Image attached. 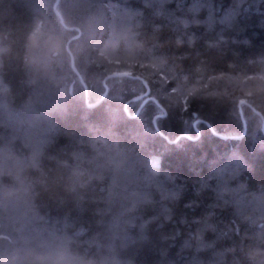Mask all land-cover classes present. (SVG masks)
<instances>
[{
  "label": "clouds",
  "instance_id": "obj_1",
  "mask_svg": "<svg viewBox=\"0 0 264 264\" xmlns=\"http://www.w3.org/2000/svg\"><path fill=\"white\" fill-rule=\"evenodd\" d=\"M116 25L104 0H32L18 33L0 41V264H113L119 245L97 223L98 211L135 214L169 178L168 169L151 166L172 148L155 130L146 89L135 79L151 73L147 57L125 62L129 40ZM13 64L17 79L9 76ZM228 102L244 142L264 140V91ZM258 148L264 152V143ZM220 164L202 169L209 199L264 234V203L253 206L250 169L240 163L224 174Z\"/></svg>",
  "mask_w": 264,
  "mask_h": 264
},
{
  "label": "trees",
  "instance_id": "obj_2",
  "mask_svg": "<svg viewBox=\"0 0 264 264\" xmlns=\"http://www.w3.org/2000/svg\"><path fill=\"white\" fill-rule=\"evenodd\" d=\"M104 3L129 40L125 62L134 64L142 54L151 73L158 74L153 83L145 79L151 73H137L135 79L146 89L143 104L150 106L155 130L172 148L168 153L161 149V158L151 161L154 169L170 173L155 198L145 197L135 214L113 216L107 206L98 211L97 223L119 245L113 264H264V234L220 212L209 199L210 184L202 171L220 161L228 174L242 163L250 169L245 175L252 180L253 206L264 203L259 186L264 152L258 148L264 140L244 142L245 132L234 130L236 116L228 102L233 95L264 91V0ZM31 7L32 0H0V41L18 33ZM106 59L113 62L111 56ZM19 75L13 64L9 76ZM110 75L132 77L130 71Z\"/></svg>",
  "mask_w": 264,
  "mask_h": 264
},
{
  "label": "water",
  "instance_id": "obj_3",
  "mask_svg": "<svg viewBox=\"0 0 264 264\" xmlns=\"http://www.w3.org/2000/svg\"><path fill=\"white\" fill-rule=\"evenodd\" d=\"M60 14V13H59ZM63 22V21H62ZM121 74H125V73H119V72H116V73H114L113 75H121ZM150 91H148V93H149ZM199 134H198V137L200 136V132H198ZM182 136H186V137H190L189 135H187V134H183ZM196 139V138H195Z\"/></svg>",
  "mask_w": 264,
  "mask_h": 264
}]
</instances>
